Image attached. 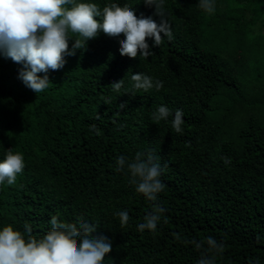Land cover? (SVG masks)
Here are the masks:
<instances>
[{"label":"trees","instance_id":"1","mask_svg":"<svg viewBox=\"0 0 264 264\" xmlns=\"http://www.w3.org/2000/svg\"><path fill=\"white\" fill-rule=\"evenodd\" d=\"M76 2L127 4L138 17L161 19L144 0ZM213 2L209 13L199 0H164L172 39L154 46L148 38L147 58L121 55L123 34L101 30L48 71L40 93L19 77L23 64L0 52V162L9 149L25 162L14 184H0V230L11 224L26 233L27 224L41 237L56 215L97 225L93 236L112 242L103 264H197L202 255L215 264H264V0ZM70 38L69 50L76 34ZM138 72L163 87L134 90ZM161 105L172 114L156 124ZM177 109L181 133L172 128ZM149 151L165 184L156 202L136 191L127 169ZM120 156L126 164L117 171ZM154 203L165 209L155 233L138 231ZM125 210L122 227L116 213ZM209 236L224 244L222 253L191 243Z\"/></svg>","mask_w":264,"mask_h":264},{"label":"clouds","instance_id":"2","mask_svg":"<svg viewBox=\"0 0 264 264\" xmlns=\"http://www.w3.org/2000/svg\"><path fill=\"white\" fill-rule=\"evenodd\" d=\"M148 6H155V15L161 19L158 23L152 16H137L133 7L112 3L101 8L96 3L76 0H0V52L16 63L23 64L19 77L24 84L36 93L48 88V71L64 67L66 55H74L77 49H83L89 39L95 38L102 30L110 37H125L120 41V54L130 58L151 55L148 38L154 39V46L162 43L163 36L172 39L171 25L165 19L164 0H144ZM69 5H71L69 7ZM199 7L211 13L214 11L213 0H199ZM99 17V19H98ZM70 33L76 34L74 44L69 50ZM163 34V35H162ZM39 73H45L41 76ZM134 90L147 92L153 87L159 91L163 83L155 84L148 75L134 73L131 76ZM123 79L113 82V90L119 91ZM135 94V93H134ZM125 105L121 104L123 108ZM171 111L166 106H159L152 114V120L158 124L166 120ZM183 111L177 109L172 120V128L181 133ZM96 129V125L91 126ZM98 131V130H97ZM230 161L225 158V163ZM126 158L117 159V171H122ZM25 167L23 154L9 149L5 159L0 162V184L7 181L12 185L17 175ZM131 173L129 183L136 186L149 201L156 202L157 194L165 189L161 181V165L151 151L137 152L131 163L127 164ZM165 209L154 203L152 211L138 225V231L145 229L155 233L157 222ZM121 226L129 221L128 211L116 213ZM165 222H167L165 220ZM51 229L41 237L32 234V227L25 225L26 233L8 224L0 230V264H103L104 258L112 251V242L105 236L96 237L93 233L97 225L83 221L78 223L61 222L56 215L50 220ZM180 240L179 234H174ZM207 243V252L224 251V244L213 237L204 241L192 240L196 249ZM185 244L189 241L185 240ZM197 264H215V256L202 255Z\"/></svg>","mask_w":264,"mask_h":264},{"label":"rangeland","instance_id":"3","mask_svg":"<svg viewBox=\"0 0 264 264\" xmlns=\"http://www.w3.org/2000/svg\"><path fill=\"white\" fill-rule=\"evenodd\" d=\"M240 79L246 81V78L243 75H240Z\"/></svg>","mask_w":264,"mask_h":264}]
</instances>
